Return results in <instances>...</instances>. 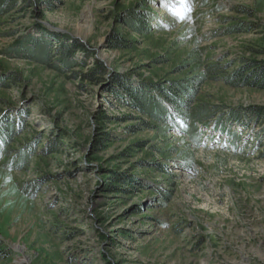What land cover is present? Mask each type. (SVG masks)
<instances>
[{
    "label": "rangeland",
    "instance_id": "374dc122",
    "mask_svg": "<svg viewBox=\"0 0 264 264\" xmlns=\"http://www.w3.org/2000/svg\"><path fill=\"white\" fill-rule=\"evenodd\" d=\"M2 1L0 264H264V0Z\"/></svg>",
    "mask_w": 264,
    "mask_h": 264
},
{
    "label": "trees",
    "instance_id": "16d2710c",
    "mask_svg": "<svg viewBox=\"0 0 264 264\" xmlns=\"http://www.w3.org/2000/svg\"><path fill=\"white\" fill-rule=\"evenodd\" d=\"M5 1H7L8 4H13L16 2V0H3L1 3L2 5H5ZM7 5V4H6ZM240 11H243L245 13H249L253 15L252 9L247 8V7H239ZM146 19L142 15H137L132 22V26L139 32H144L146 29H148V23L145 22ZM242 30L243 26L241 25H231L230 30ZM78 43V42H77ZM80 43L75 44L77 48L80 49ZM68 51H71L70 49L67 48ZM45 52V51H44ZM106 72L105 66L100 62L97 61L96 64L92 69L88 71L86 76L90 79L98 81V78L102 77ZM11 81L6 82L7 85H12L13 82L16 81L17 76L14 74L13 76L9 77ZM231 83H244L245 85H254L257 87H264V66L259 65L258 63H255L254 65L252 64H244L242 69L237 71L234 76L230 77L228 80ZM118 83L120 86L123 85L125 86L124 81H121V79L118 80ZM125 89L129 93L130 97L133 98L135 103L141 107H143L148 114H150L152 117H155L154 114V109L159 113H162V115H166L165 113L170 112L169 109H166L165 106H163L158 100L153 99L154 108H152V101H151V96L146 97V92H140L138 90L131 89L129 86H125ZM160 94L163 99L166 101L170 102L171 104H174L176 107H181V99L182 97L185 96V94L188 96L189 95V89L188 87H184L182 85L176 84L174 87L170 86V88H160ZM209 110H206L205 108H194L192 109L191 114L188 115V118H190L192 121H197L199 123H205V121L208 118ZM251 115L257 116L264 120V109L261 110H251ZM220 124V122H218ZM14 125V123L12 124ZM5 131H11V128H4ZM121 178L119 177H113L114 182H119ZM111 188H114V184L110 185ZM0 250V253H2ZM3 257V256H2Z\"/></svg>",
    "mask_w": 264,
    "mask_h": 264
},
{
    "label": "snow or ice",
    "instance_id": "6c2138e0",
    "mask_svg": "<svg viewBox=\"0 0 264 264\" xmlns=\"http://www.w3.org/2000/svg\"><path fill=\"white\" fill-rule=\"evenodd\" d=\"M169 2V0H165ZM170 12L179 20L188 18V14L191 11L188 0H170Z\"/></svg>",
    "mask_w": 264,
    "mask_h": 264
},
{
    "label": "bare ground",
    "instance_id": "6f19581e",
    "mask_svg": "<svg viewBox=\"0 0 264 264\" xmlns=\"http://www.w3.org/2000/svg\"><path fill=\"white\" fill-rule=\"evenodd\" d=\"M16 248L19 249L20 251H23V247L21 246H17Z\"/></svg>",
    "mask_w": 264,
    "mask_h": 264
}]
</instances>
